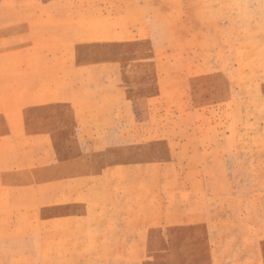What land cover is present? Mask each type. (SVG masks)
<instances>
[{
  "label": "rangeland",
  "instance_id": "rangeland-1",
  "mask_svg": "<svg viewBox=\"0 0 264 264\" xmlns=\"http://www.w3.org/2000/svg\"><path fill=\"white\" fill-rule=\"evenodd\" d=\"M0 264H264V0H0Z\"/></svg>",
  "mask_w": 264,
  "mask_h": 264
}]
</instances>
